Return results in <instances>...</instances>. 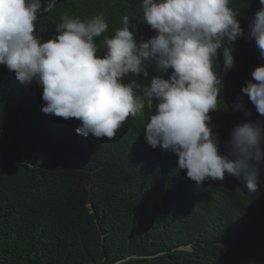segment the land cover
Wrapping results in <instances>:
<instances>
[{"label": "clouds", "instance_id": "obj_1", "mask_svg": "<svg viewBox=\"0 0 264 264\" xmlns=\"http://www.w3.org/2000/svg\"><path fill=\"white\" fill-rule=\"evenodd\" d=\"M56 4L0 0V65L34 110L8 113L18 123L26 112L77 120L72 147H102L129 126L142 147L136 157H154L134 168L155 175L166 214L196 222L207 264H264V63L222 106L235 42H254L264 61V0L247 31L231 0H140L142 19L124 15L110 37L103 15L64 12L54 35L38 38V17ZM140 23L154 34L137 38Z\"/></svg>", "mask_w": 264, "mask_h": 264}, {"label": "trees", "instance_id": "obj_2", "mask_svg": "<svg viewBox=\"0 0 264 264\" xmlns=\"http://www.w3.org/2000/svg\"><path fill=\"white\" fill-rule=\"evenodd\" d=\"M231 6L242 14L238 19L247 31L259 0H231ZM64 12L81 19L103 15L109 37L124 15L142 19L140 0H57L52 12L38 17L34 34L54 35ZM149 34L154 32L138 24L137 38ZM253 43L241 38L234 44L236 64L223 78V107L235 101L252 69L264 63ZM14 80L0 65V264L210 263V252L197 244L196 222L166 214L155 175L144 177L134 168L153 163L154 157L148 152L136 157L142 147L129 126L102 147H72L77 120L40 122L26 112L18 123L8 113L18 104L34 111L33 98ZM244 104V109L252 107L246 96ZM86 203L93 204L95 214Z\"/></svg>", "mask_w": 264, "mask_h": 264}]
</instances>
